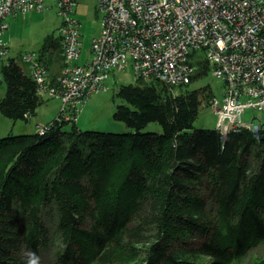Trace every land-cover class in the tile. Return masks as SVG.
Returning a JSON list of instances; mask_svg holds the SVG:
<instances>
[{"label":"trees","instance_id":"16d2710c","mask_svg":"<svg viewBox=\"0 0 264 264\" xmlns=\"http://www.w3.org/2000/svg\"><path fill=\"white\" fill-rule=\"evenodd\" d=\"M61 47L53 35L41 46L52 78ZM208 72L201 63L191 81ZM0 80L1 114L34 115L29 69L10 58ZM188 85H118L122 133L64 131L73 120L59 112L42 132L0 137V264L39 258L47 216L62 235L55 264H264V128L188 132L212 96Z\"/></svg>","mask_w":264,"mask_h":264},{"label":"built area","instance_id":"2783aa9c","mask_svg":"<svg viewBox=\"0 0 264 264\" xmlns=\"http://www.w3.org/2000/svg\"><path fill=\"white\" fill-rule=\"evenodd\" d=\"M54 1L63 19L55 77L39 54L24 53L21 59L39 95L59 98L61 118L76 121L90 95L104 88L109 72L127 63L141 80L188 84L198 69L190 57L199 51L221 82V99L212 95L206 104L217 114L215 129L222 138L230 130L253 129L252 117L243 118L247 108L264 111V0H98L100 31L81 64L72 62L81 53L75 0ZM49 7L45 0H0V56L8 51L2 39L7 16Z\"/></svg>","mask_w":264,"mask_h":264},{"label":"rangeland","instance_id":"374dc122","mask_svg":"<svg viewBox=\"0 0 264 264\" xmlns=\"http://www.w3.org/2000/svg\"><path fill=\"white\" fill-rule=\"evenodd\" d=\"M49 7L43 10H30L25 14L17 16L9 15L6 21L8 29L2 36L4 43L8 47L7 54L0 56V76L1 67L6 64L10 58L15 59L24 71L28 72L26 64L22 61L21 56L24 53L34 52L38 55L45 36L53 35L59 37V26L63 22L62 17L57 13L54 0H45ZM74 17L80 23V57L72 60L73 63L81 64L89 58V49L92 39L99 34L102 12L99 9L98 0H75ZM205 54L199 51L196 55L190 57V60L198 67L205 62ZM137 80L131 64L127 63L124 69L113 68L109 72L107 79L103 81L104 88L92 93L83 105L76 121L65 123L61 129L70 131L74 125L79 130H99L104 132L122 133L127 131L124 123L116 121L113 118L115 105L121 103L118 97V85L134 84ZM202 86H209L212 95L219 100L222 96L221 82L210 72L201 77L190 81L188 89H197ZM6 85L0 80V99L4 96ZM43 102L36 108L35 114L27 120H13L1 114L0 112V137L13 134L35 133L39 126H44L54 120L60 112L61 103L58 97L44 94ZM252 117L253 128H264V111H255L247 108L244 111V120L249 121ZM217 114L214 113L210 105L206 102L201 104L198 115L192 123L193 129L205 128L215 129ZM145 131H154L160 133L161 126L157 122H150L144 127ZM53 219L47 216L45 219L48 227L46 245L41 248L38 264H55L57 260V251L63 247L62 235L56 229Z\"/></svg>","mask_w":264,"mask_h":264},{"label":"clouds","instance_id":"9594fccd","mask_svg":"<svg viewBox=\"0 0 264 264\" xmlns=\"http://www.w3.org/2000/svg\"><path fill=\"white\" fill-rule=\"evenodd\" d=\"M29 259L27 264H38V257H36L35 253H29L28 254Z\"/></svg>","mask_w":264,"mask_h":264},{"label":"crops","instance_id":"0c3cea01","mask_svg":"<svg viewBox=\"0 0 264 264\" xmlns=\"http://www.w3.org/2000/svg\"><path fill=\"white\" fill-rule=\"evenodd\" d=\"M13 16V15H12ZM17 16V15H16Z\"/></svg>","mask_w":264,"mask_h":264}]
</instances>
